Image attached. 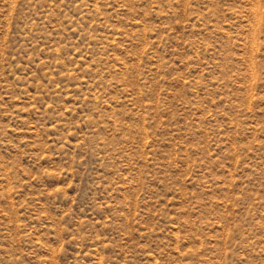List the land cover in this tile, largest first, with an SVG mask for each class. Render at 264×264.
Segmentation results:
<instances>
[{
  "label": "rangeland",
  "instance_id": "374dc122",
  "mask_svg": "<svg viewBox=\"0 0 264 264\" xmlns=\"http://www.w3.org/2000/svg\"><path fill=\"white\" fill-rule=\"evenodd\" d=\"M0 264H264V0H0Z\"/></svg>",
  "mask_w": 264,
  "mask_h": 264
}]
</instances>
